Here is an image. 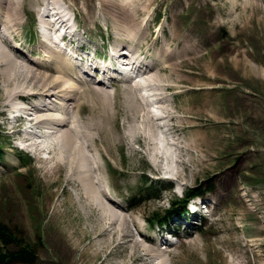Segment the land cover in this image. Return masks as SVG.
Segmentation results:
<instances>
[{
	"label": "rangeland",
	"instance_id": "1",
	"mask_svg": "<svg viewBox=\"0 0 264 264\" xmlns=\"http://www.w3.org/2000/svg\"><path fill=\"white\" fill-rule=\"evenodd\" d=\"M18 1L19 17L14 18L9 9L0 12V26L4 28L0 29L7 30L3 32L7 34L6 41L1 39L0 47L10 51L7 42L15 34L19 46L28 51L23 54L30 58H42L33 55L44 46L38 22L46 25L50 21L40 13L47 14L52 7L70 18L67 31H72V25L76 24L78 36L74 39L84 41L87 49L97 50L107 41L117 49L119 40L134 32L138 35L149 23L150 29L146 30L149 41L146 38L137 43L130 39L125 43L126 50L132 51L128 48L130 43H137L138 50L145 49L151 46L148 44L151 39L159 37V49L178 53L181 47L177 40H171L169 30L170 25L176 24L178 31L189 35L202 54L196 63H180L174 71L166 69L149 75L163 84L158 90L166 101L158 102L155 112L164 119L156 118L153 113L149 118L148 104L155 96L143 97L139 87L130 82L109 87L110 92L102 86L92 87L90 82L85 83L89 86L86 87L82 79L72 77L75 72L60 73L64 83L75 87L74 98L69 93L55 91L53 95H43L39 93L43 80L32 78L20 68L3 72L5 65L0 58V143L3 144L0 222L19 228L21 241H30L35 246L36 260L32 264H136L137 254L152 264L155 259H159L157 264H264V0H115L116 4L130 6L132 12H138L135 29L124 19L113 20L109 9L114 6L105 4L104 0ZM159 15L161 22L156 23ZM53 32L56 33L46 25L44 38L52 40L58 34ZM167 39L170 43L164 42ZM46 48L51 47H43ZM76 48L73 44V49ZM156 49L149 52L146 63L155 58ZM53 65L41 67L52 73ZM140 77L145 85V77ZM168 85L172 87L165 88ZM146 88L155 95V88ZM99 89L109 92L107 100L112 104L109 117L103 114L99 118L103 100L94 94ZM34 95L40 96L39 99L29 101ZM17 98H27L33 112L38 111L37 104L43 99L46 104L38 112L52 119L39 126L25 125L29 129L21 132L22 118L14 124L9 117L22 106ZM80 105L81 112L86 113L76 116L78 108L73 107ZM101 118L103 128L98 125ZM59 119L66 123L60 124ZM160 120L169 127L164 133L168 143L163 145L156 125ZM37 129L41 134L37 135ZM59 129L70 131L76 140L77 151L85 157L89 178L104 198L100 189L103 186L95 173L101 165L91 161L101 160V154L114 172L111 175L103 167L107 172L106 185L131 196L142 184L141 159H145L152 170L151 177L157 175L160 180L172 182L173 187L164 192L168 198L179 196L183 183L192 186L213 178L216 192L206 198L210 213L188 225L180 224L176 243L160 249L165 259L160 253L152 254L158 251L152 245L137 251L130 241L126 242V231H118L117 225L110 226V218L99 213L93 197L83 196L84 183L76 178L77 174L69 172L66 154L58 148L64 132ZM89 136L95 139L93 144L97 149L87 142L92 143ZM33 140H39L46 148L33 152L34 156L21 148ZM21 154L32 162L24 164ZM160 206L161 202L148 201L138 210H122L128 215L133 213L129 218L131 231L129 224L125 230L136 234L143 219ZM177 225L178 222L172 223L173 228Z\"/></svg>",
	"mask_w": 264,
	"mask_h": 264
},
{
	"label": "bare ground",
	"instance_id": "2",
	"mask_svg": "<svg viewBox=\"0 0 264 264\" xmlns=\"http://www.w3.org/2000/svg\"><path fill=\"white\" fill-rule=\"evenodd\" d=\"M104 1H105V4L107 2V4H109L111 7L114 6L113 9H109V11L111 10L110 16H113V17H111L113 20L117 21V19L119 20L120 18L124 19V21L131 28H134V29L136 28V25H137L136 20L138 18V12H132L131 10H133V9L130 8V6L122 7L119 4H116L117 2L115 0H104ZM42 5H43V3H42ZM20 8H21V3L18 0H3V2L1 3V6H0V12H1V10L7 11L9 9L11 11V14H14L13 17L15 18V17H19L21 14ZM52 8H54V7H52ZM107 11H108V9H107ZM58 14H59L58 11H54V13H52V14L48 12L47 15H45V17L50 18L51 15L54 16V15H58ZM60 17H58V19H60ZM14 18H13V22L15 21ZM57 23L60 24V27H66V20H64V19L59 20ZM54 24H55V22H52V21L46 22L48 29L54 30L56 33H58L59 28H54ZM147 29H148V27H147ZM147 29L143 28L140 30V27H139L140 31H139V33L137 32L138 35H135L134 34L135 32L134 33L132 32L134 36L132 35V36L127 37L128 39L126 38V39H123L121 41L119 40L120 43L117 46L116 52L118 53L117 56H119L120 62L122 65H126L128 63L135 65V61L139 56H140V58H142L140 60L143 61V59L145 58V56H143V54L144 55L148 54L147 49L141 48L142 50H138L136 48V44L139 41L146 39V38L149 41V38L146 36V30ZM169 30L172 34L171 40H177V45L181 47V51H179L178 53H175V52H172V49H171V52L167 51V49H164V48L159 49V47H160L158 45L159 40L156 39V40L152 41V46L154 49H156L159 46L158 47L159 50L156 49L158 53L156 54L155 58H153V60L151 62L147 63L146 66L143 65V63L141 61H139V63L136 66V67H138L139 75L145 77V80L147 81V83L145 85L153 87L152 89H154V88L156 89L155 90L156 92H154L155 95H153V96L156 97L158 102H163V103L166 100H165L164 96L160 95L161 92H159V90H158V88H160L163 84L161 82L155 80V79H151L149 77V75L150 74H158L160 71H163L166 69L170 70V71H174V67L176 65H178L180 63L185 64V62L196 63L202 57L201 49L199 47H197L196 45H194V43L192 42V39L190 38L189 35L182 34L180 31H178L176 24L170 25ZM129 31H130V29H129ZM136 31H137V29H136ZM1 39L6 41L5 36H3V34L0 33V40ZM12 39L17 40V38L14 34L12 36ZM130 39H134L135 42L137 40V43L136 44L130 43L131 45L129 44L128 48H131L132 51L128 52L126 50L125 43H128V40H130ZM50 41L52 43V40H50ZM164 42L170 43V41H168V39L164 40ZM7 43H8L10 51H7V50L2 49L0 47V58H1V61H3V63H4L2 65H5V67L2 68L3 72H6V71L9 72V70H11V69L20 68L23 71H25L26 74H30V76L32 78L38 79V81H40V80L44 81L43 86L41 88L42 91L39 92L40 94L53 95L54 92H52V91H55L57 93H64V95L69 93V95L71 96V99L74 98V94L76 92L72 88H75V87L71 86V88H70V86L67 85V82L64 83L63 82L64 79L62 78V76H60V73L61 74H70L72 72L73 73L76 72V70L70 66V63L68 62L67 58L63 55L62 52H60V50H53L52 48L43 49L44 46L51 47V46H49L50 45L49 42L45 41L44 46L41 45L40 48L38 49L39 50V56H41L42 58L33 59V58H28L26 56H23V55L17 53L16 50L20 49V48H18L17 45H13L11 42L10 43L7 42ZM22 51L26 52L27 50H25L23 48ZM135 51H137V53H138L137 55H135ZM51 58H52V60H51ZM51 61H53L52 63H54V65L52 66V67H54V69L52 70V73H49V72L42 70L41 66H45L47 62H51ZM53 73H57V76H54L56 74L53 75ZM169 87H172V86L168 85L165 88L169 89ZM108 93H109L108 91L106 92L102 89L94 91V94L96 96L101 97L103 100V105H101V107H100L101 111L99 113V118L102 117L103 114L106 115L107 117H109L108 115H110V113H111V108H112L111 105L112 104L110 102V99L107 100V98L109 97ZM18 95L21 98V94H18ZM36 108H38V111L43 109L42 105L39 107H36ZM31 109H34V108L26 106V111H27L26 113L29 117L28 122L35 124V126H39V124L44 123V121H48V120L52 119V117L49 115H46L45 117H43L42 116L43 113H39L38 111L33 112ZM167 115L168 114H166L165 116H167ZM25 116L26 115L24 114V117ZM19 117L23 118V116L21 114H19ZM151 117H153L152 112H151V115L149 116V118H151ZM162 117H164V116H162ZM101 119L102 120L98 121V123H99L98 125H100L103 128L105 126V124H104L103 118H101ZM59 123L65 124L66 120L59 119ZM153 125H154V123H153ZM153 125H151V126L155 127ZM53 127H56V126H52V128ZM158 128H156V129H158ZM61 130H64V132L61 133L62 134V136L60 137L61 142L59 143L58 148L63 154H66L65 157L69 163V172L71 174H77L76 178H78L81 181V183H84V190L85 191L83 193V196L84 197H87V196L93 197V199L95 201V205L99 209V213L104 217L110 218V226L111 225L112 226L117 225L118 231H122V230L126 231V236L128 238V240H126V242L130 241V243H132V245L135 246L134 248L137 251L140 249V247L146 248L147 243L145 241L138 240L137 236L134 233H131V232H128L127 230H125L127 224H129V230H130V223H129V218H128L127 214L123 213L122 209L119 208L115 203L113 205L112 204L113 202L112 203L110 202L111 199L109 201V200L105 199L104 196L101 195V193H98L99 189L93 183L92 178L91 179L89 178V176L91 177V175H90L88 167H87V170L85 168V157H84V155H82L81 153H79L77 151L76 140L74 139V137H72V134L70 133V131H68L66 129H59V131H61ZM152 130H153V128H152ZM153 131H155V130H153ZM39 134H41V132ZM39 134L37 133V135H39ZM81 146H82V144H81ZM79 151L81 152V150H79ZM94 195H96V196H94ZM141 230H143V229H141ZM140 235H142V234H140ZM124 244H126V243H124ZM148 253H151V251H148ZM157 253H159V252L158 251L157 252L152 251V254H157ZM136 256H137L136 264H152L151 261L143 260V257L141 254H137ZM161 264H164V263L161 262ZM247 264H250V262H247ZM258 264H259V262H258Z\"/></svg>",
	"mask_w": 264,
	"mask_h": 264
},
{
	"label": "trees",
	"instance_id": "3",
	"mask_svg": "<svg viewBox=\"0 0 264 264\" xmlns=\"http://www.w3.org/2000/svg\"><path fill=\"white\" fill-rule=\"evenodd\" d=\"M1 146H0V157H1ZM215 187V182L212 178L208 179V187L206 190H213ZM200 189L198 187L190 189L189 193H197ZM202 192L205 190L202 189ZM185 205V199H180L176 201L173 205V211H179ZM165 216V215H163ZM18 232V233H17ZM22 231L14 230L4 224H0V264H7L12 262H24V263H34L36 260L35 246L29 242L21 241L23 237L21 236ZM14 244V245H13ZM15 246L14 249L10 246Z\"/></svg>",
	"mask_w": 264,
	"mask_h": 264
}]
</instances>
